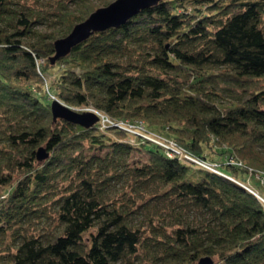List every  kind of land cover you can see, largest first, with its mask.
Here are the masks:
<instances>
[{"label": "trees", "instance_id": "1", "mask_svg": "<svg viewBox=\"0 0 264 264\" xmlns=\"http://www.w3.org/2000/svg\"><path fill=\"white\" fill-rule=\"evenodd\" d=\"M111 2L0 0V264H264V201L245 186L264 171V0H160L53 63ZM57 68L68 105L144 120L234 179L122 128L55 121Z\"/></svg>", "mask_w": 264, "mask_h": 264}, {"label": "water", "instance_id": "2", "mask_svg": "<svg viewBox=\"0 0 264 264\" xmlns=\"http://www.w3.org/2000/svg\"><path fill=\"white\" fill-rule=\"evenodd\" d=\"M159 2L160 0H114L109 5L98 8L86 20L76 24L67 36L56 40V54L52 57V62L56 63L70 54L74 47L89 39L94 33L112 27H121L142 10ZM52 111L55 121L65 119L86 128L97 124L100 120V116L94 111L81 112L57 98L52 101ZM50 156L51 152L45 146L38 149L40 161ZM200 264H215V260L212 256H204L200 259Z\"/></svg>", "mask_w": 264, "mask_h": 264}, {"label": "built area", "instance_id": "3", "mask_svg": "<svg viewBox=\"0 0 264 264\" xmlns=\"http://www.w3.org/2000/svg\"><path fill=\"white\" fill-rule=\"evenodd\" d=\"M54 98H57L55 95H52ZM82 111L91 110L97 113L100 116L99 127L102 131H108L110 127H118L125 129L130 132V134H138L145 139L157 143L162 146L166 154L171 158H178L182 161H185L189 164L195 165L198 168H203L221 175L228 176L233 178L229 174H226L222 168L220 162H216L211 159L201 158L190 153L183 145H181L178 140L173 137L164 135L163 133L153 131L149 129L144 120H130L124 118H113L109 114L99 110L96 107H85L81 109ZM131 141H135V138L131 137ZM225 161L230 165L244 166L242 160L235 159L233 155L227 154L225 156ZM251 175H255V179H258L260 183L264 184V171H259L257 174L254 173V170H250ZM249 190L256 193L260 199L264 201V197L260 192L252 185V178H249L247 185H245Z\"/></svg>", "mask_w": 264, "mask_h": 264}, {"label": "rangeland", "instance_id": "4", "mask_svg": "<svg viewBox=\"0 0 264 264\" xmlns=\"http://www.w3.org/2000/svg\"><path fill=\"white\" fill-rule=\"evenodd\" d=\"M97 1V3H98V0H96ZM112 1H114V0H112ZM74 5V4H73ZM40 29H43V30H46V28H45V26L44 25H40ZM58 68L57 69H55L54 71H52V75H51V78H50V80L48 81V83L46 84V86L44 87V90H43V92H47V94L49 95V97L52 99V100H54V99H56V98H54L52 95H55L56 96V91H55V89H53L52 88V86L50 85L51 84V81H52V79L54 78V77H56V75H58ZM57 97V96H56ZM57 99H59L58 97H57ZM61 100V99H60ZM63 101V100H62ZM64 102V101H63ZM66 103V102H65ZM73 107V106H72ZM85 107H92V105H89V106H80V107H73V108H75V109H77V110H79V111H81L82 112V108H84V110H85ZM94 107V106H93ZM107 134V137H109L111 134H110V132H106ZM150 145H152V144H150ZM107 149H105V150H103V151H101V153L102 154H104L105 153V151H106ZM148 158H149V154H148V152L147 151H144V150H140V149H135V151L133 152V154H132V156H131V158H130V163L132 164V165H142L143 163H145V162H147V160H148ZM193 170H197V169H195V168H193ZM197 172V176H196V178H197V180L201 177V175L203 174V172L202 171H196ZM257 183H259V181H258V179H255V180H253L252 181V184L254 185V186H257ZM124 184H125V182L124 181H121V182H119L117 185H116V188H115V190L116 191H121L122 189H123V187H124ZM258 187V186H257ZM261 189H263V188H261ZM264 193V192H263ZM154 202V201H153ZM165 215H166V217L168 218V219H170V220H174V217L172 216V215H170L169 213H165ZM185 219L184 220H190L189 218H188V215L187 216H185L184 217ZM144 220V217L142 216L140 219H138L137 220V222H138V224L139 223H141L142 221Z\"/></svg>", "mask_w": 264, "mask_h": 264}]
</instances>
